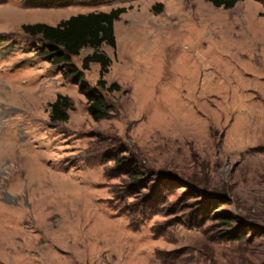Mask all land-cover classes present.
Listing matches in <instances>:
<instances>
[{
    "label": "rangeland",
    "instance_id": "rangeland-1",
    "mask_svg": "<svg viewBox=\"0 0 264 264\" xmlns=\"http://www.w3.org/2000/svg\"><path fill=\"white\" fill-rule=\"evenodd\" d=\"M58 1L0 0V264H264V3ZM116 8V46L100 50L120 90L84 69L92 48L67 56L23 29ZM59 94L69 119L54 122ZM121 157L149 188L126 195ZM155 184L158 211L135 230L128 214ZM210 195L228 224L193 221Z\"/></svg>",
    "mask_w": 264,
    "mask_h": 264
},
{
    "label": "trees",
    "instance_id": "trees-1",
    "mask_svg": "<svg viewBox=\"0 0 264 264\" xmlns=\"http://www.w3.org/2000/svg\"><path fill=\"white\" fill-rule=\"evenodd\" d=\"M53 3L61 4L58 0H52ZM62 1V0H60ZM72 0H64L63 3H70ZM217 7H224L226 9L233 8L239 1L242 0H207ZM264 3V0H259ZM49 3V2H44ZM67 5V4H66ZM126 11L125 8H116L109 12H89L80 13L71 16L67 20L61 21L57 25H49L46 23L28 24L23 26L25 32L33 35H41L43 39L53 44L59 49L65 51V55L77 56L83 48L89 47L93 52L83 59L84 69H88L91 63H99L101 65L100 79L98 85L109 91L120 90L121 85L117 82L107 86V81L104 76L109 72L112 64L111 57L100 50L103 44L116 46V36L114 32V23L118 20L122 13ZM64 56H58L56 63L68 59ZM88 99L91 103V113L96 120L103 119L109 114V107L105 98L101 94L93 93L90 90H85ZM71 105L68 96L59 94L54 102L50 104L51 120L67 121L69 119L68 109ZM116 167L122 168L126 165H131L133 169L132 183L124 187L126 195L136 193V191L149 188L152 181L142 178L143 168L137 162H132L129 159L125 160L123 157L115 160ZM161 184V182H159ZM160 184H155L150 188V191L142 197L139 206L132 209L128 214L130 226L138 230L144 223L157 213V205L160 202L161 187ZM116 199L120 198L119 191L114 190ZM224 201L220 200L218 196L210 195L198 202L196 210L193 211V221H202L203 219L218 218L223 220L224 224L230 222L229 213L217 212ZM226 202V201H225ZM155 233V231H154ZM156 234V233H155ZM231 233H229V236ZM232 237V236H231Z\"/></svg>",
    "mask_w": 264,
    "mask_h": 264
}]
</instances>
